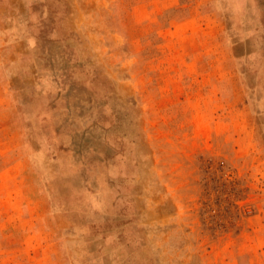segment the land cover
Instances as JSON below:
<instances>
[{"label": "rangeland", "instance_id": "1", "mask_svg": "<svg viewBox=\"0 0 264 264\" xmlns=\"http://www.w3.org/2000/svg\"><path fill=\"white\" fill-rule=\"evenodd\" d=\"M0 264H264V0H0Z\"/></svg>", "mask_w": 264, "mask_h": 264}]
</instances>
